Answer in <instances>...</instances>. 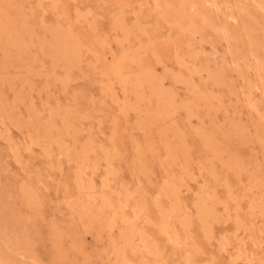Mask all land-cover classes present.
Here are the masks:
<instances>
[{
	"label": "rangeland",
	"instance_id": "rangeland-1",
	"mask_svg": "<svg viewBox=\"0 0 264 264\" xmlns=\"http://www.w3.org/2000/svg\"><path fill=\"white\" fill-rule=\"evenodd\" d=\"M153 1L0 0V264H264V0Z\"/></svg>",
	"mask_w": 264,
	"mask_h": 264
},
{
	"label": "bare ground",
	"instance_id": "bare-ground-1",
	"mask_svg": "<svg viewBox=\"0 0 264 264\" xmlns=\"http://www.w3.org/2000/svg\"><path fill=\"white\" fill-rule=\"evenodd\" d=\"M156 0H154L153 2H155ZM165 3H167V0L165 1ZM191 4H192V2H191ZM215 5H216V3H215ZM193 6V5H192ZM174 7V6H173ZM192 10V9H191ZM217 10H219L218 8H217ZM193 12V11H192ZM193 14H194V12H193ZM195 17H196V15H195ZM200 17V16H199ZM226 18L227 19H229V20H231V22H235L236 21V18L234 17V16H232L231 14L230 15H227L226 16ZM13 53V52H12ZM257 88V87H256ZM262 89V88H261ZM243 90H245V89H243ZM249 94H251V93H249ZM249 94H248V97H249ZM247 101H248V104L251 102V101H249V99H247ZM84 151V150H83ZM107 180V179H106ZM181 180V179H180ZM175 186V185H174ZM103 187V186H102ZM108 188H109V186H108ZM174 192V191H173ZM175 195H176V192H175ZM213 195V194H212ZM200 206L201 207H198V205H197V213H198V216L199 217H201V218H208V215H211V213L209 212V211H205L206 209H205V207H206V203H205V201H201V204H200ZM173 208V207H172ZM208 210V209H207ZM132 212V211H131ZM133 213H134V210H133ZM133 215H136V214H133ZM237 222H239V221H237ZM173 234V233H172ZM168 236V235H167ZM170 236H171V238L172 237H176V236H172L171 234H170ZM177 239V238H176ZM173 240H175V239H173ZM245 245V243L240 239V241H238V246H239V249H244L243 248V246ZM238 251V250H237ZM236 251V252H237ZM238 253V252H237ZM118 255V254H117ZM251 261V260H250ZM20 262V261H19Z\"/></svg>",
	"mask_w": 264,
	"mask_h": 264
}]
</instances>
